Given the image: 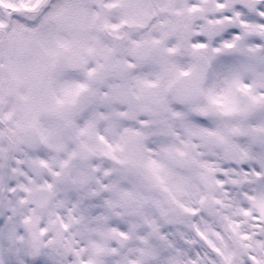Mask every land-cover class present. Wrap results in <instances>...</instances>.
<instances>
[{
  "label": "snow or ice",
  "instance_id": "snow-or-ice-1",
  "mask_svg": "<svg viewBox=\"0 0 264 264\" xmlns=\"http://www.w3.org/2000/svg\"><path fill=\"white\" fill-rule=\"evenodd\" d=\"M0 264H264V0H0Z\"/></svg>",
  "mask_w": 264,
  "mask_h": 264
}]
</instances>
